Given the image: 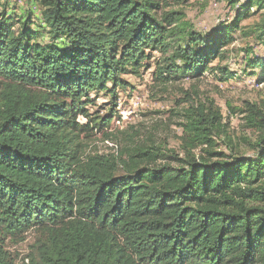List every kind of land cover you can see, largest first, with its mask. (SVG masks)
I'll return each mask as SVG.
<instances>
[{
    "label": "trees",
    "instance_id": "1",
    "mask_svg": "<svg viewBox=\"0 0 264 264\" xmlns=\"http://www.w3.org/2000/svg\"><path fill=\"white\" fill-rule=\"evenodd\" d=\"M34 1L40 24L0 13V264H264V102L230 106L257 134L251 156L237 153L216 103L197 98L179 114L185 157L127 131L117 133V157L86 153L113 117L88 111L91 93L116 107L123 76H140L154 52L165 84L216 71L229 80L211 64L226 58L236 30L264 46V0H246L210 35L166 11L188 0ZM248 60L264 78V58ZM219 140L231 154L216 150ZM29 233L36 240L19 263L8 242Z\"/></svg>",
    "mask_w": 264,
    "mask_h": 264
},
{
    "label": "rangeland",
    "instance_id": "2",
    "mask_svg": "<svg viewBox=\"0 0 264 264\" xmlns=\"http://www.w3.org/2000/svg\"><path fill=\"white\" fill-rule=\"evenodd\" d=\"M245 1L241 0L235 8L228 0H188L178 3L171 1L166 11L172 9L181 13L196 33L210 35L229 27ZM4 11L13 15L17 21L31 14L40 24L41 12L34 0H1L0 13ZM259 19L260 15H255L243 21L241 26L255 25ZM18 26L17 24L16 28ZM232 38L233 42L228 48L226 58L221 62L215 60L211 64L212 67L220 65L222 68H227L233 75L229 80H220V74L216 71V73L207 72L197 79L185 77L170 80L165 84L157 81L154 76L156 63H163L164 57L161 53L154 52L151 60L146 62L147 68L141 71L140 76H123L129 85L117 90L116 107L113 106L115 102L108 93H91L90 98L93 103L87 106L88 111L94 116L108 118L112 115L113 117L108 129L86 140V153L107 158L117 157L125 145V137L117 133L127 131L130 135L136 136L137 141L152 140L158 146L174 150L180 157H185L182 141L184 133L180 126L183 121L179 114L184 107H188L189 102H184L187 98H197L199 101L211 99L216 103L222 110L226 122L230 123V135L234 148L238 150L237 153L251 156L253 151L249 144L255 143L257 134L245 127L241 116L233 114L230 106L242 108L246 102H264L262 70L248 65V59L264 58V46L254 37L246 38L238 30L232 32ZM39 42L48 43V36L43 34ZM109 87H112L111 83ZM79 121L87 122L83 117H80ZM106 131L115 132L117 139L106 141L103 137V132ZM216 150L231 154L222 140H219ZM193 153L197 156L204 155L200 149L194 150ZM35 240L36 235L29 233L23 242H8V248L12 254L18 255L17 258L20 257L18 262L21 263L30 254Z\"/></svg>",
    "mask_w": 264,
    "mask_h": 264
}]
</instances>
